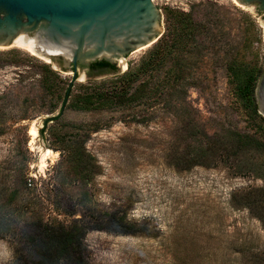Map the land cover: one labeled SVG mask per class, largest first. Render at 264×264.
Here are the masks:
<instances>
[{"label":"rangeland","instance_id":"rangeland-1","mask_svg":"<svg viewBox=\"0 0 264 264\" xmlns=\"http://www.w3.org/2000/svg\"><path fill=\"white\" fill-rule=\"evenodd\" d=\"M154 2L165 35L116 71L74 76L23 47L0 50V209L29 211L0 235V264L27 254L21 229L37 219L77 228L84 264H264V131L240 95L250 79L258 100L263 10ZM118 79L125 98L86 110ZM242 134L257 142L190 165L194 146Z\"/></svg>","mask_w":264,"mask_h":264},{"label":"water","instance_id":"water-1","mask_svg":"<svg viewBox=\"0 0 264 264\" xmlns=\"http://www.w3.org/2000/svg\"><path fill=\"white\" fill-rule=\"evenodd\" d=\"M154 1L0 0V50L37 37L50 62L74 67V76L78 65L135 57L165 35V18ZM240 1L264 14V0ZM257 95L264 116V74Z\"/></svg>","mask_w":264,"mask_h":264},{"label":"trees","instance_id":"trees-1","mask_svg":"<svg viewBox=\"0 0 264 264\" xmlns=\"http://www.w3.org/2000/svg\"><path fill=\"white\" fill-rule=\"evenodd\" d=\"M90 70L96 72L104 71H116L118 68L116 64L111 63L105 59L92 61L90 64ZM74 69V68H73ZM121 83H127V79L120 81L119 79L113 82L111 91H102L93 93L89 97L86 110H89L97 103H115L126 97L130 88L128 85H122ZM242 85L241 98L246 97L250 101H255V108H249L251 117L257 122L258 127L264 131V116L258 112V100L256 97L254 85L249 80H244ZM121 84V85H118ZM70 95L68 91L67 96ZM58 118L53 117V119ZM50 119H46L49 121ZM245 142H257L255 136L251 134H242L237 136L233 141L216 140L210 141L205 146H194V152L189 157L188 161L190 165H208L210 160L214 159V156H221L229 158L231 147H235L237 152L236 156L245 151L247 146ZM235 152V151H234ZM186 161V159H185ZM38 183L33 182L32 179L27 180V186L32 189L38 188ZM39 189V188H38ZM259 206V205H257ZM24 207V205H23ZM23 212L25 216L29 211H24V208L14 209L12 212H7L5 209H0V235L9 232L12 228L13 216L16 215V211ZM26 241L29 244V250L22 258L19 259L18 264H84L82 256L79 252L80 243L78 240L77 228L71 227H57L50 222H46L43 219L27 220L23 224L21 229Z\"/></svg>","mask_w":264,"mask_h":264},{"label":"bare ground","instance_id":"bare-ground-1","mask_svg":"<svg viewBox=\"0 0 264 264\" xmlns=\"http://www.w3.org/2000/svg\"><path fill=\"white\" fill-rule=\"evenodd\" d=\"M15 46L23 47L32 51L33 53H38L42 55V57H46V59L50 60L49 54L43 51V41L39 40L37 37L25 36ZM124 59L125 58H121L120 62L122 63Z\"/></svg>","mask_w":264,"mask_h":264},{"label":"flooded vegetation","instance_id":"flooded-vegetation-1","mask_svg":"<svg viewBox=\"0 0 264 264\" xmlns=\"http://www.w3.org/2000/svg\"><path fill=\"white\" fill-rule=\"evenodd\" d=\"M111 63H114V64H116V62H111ZM79 66V65H78ZM117 66V65H116ZM88 67H90V65L88 66ZM74 68V67H73ZM109 72H111V71H109Z\"/></svg>","mask_w":264,"mask_h":264}]
</instances>
